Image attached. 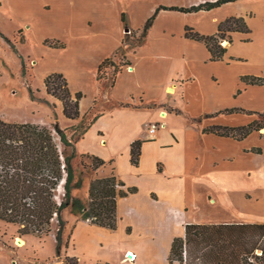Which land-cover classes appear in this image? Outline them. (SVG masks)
Here are the masks:
<instances>
[{
	"label": "crops",
	"instance_id": "0c3cea01",
	"mask_svg": "<svg viewBox=\"0 0 264 264\" xmlns=\"http://www.w3.org/2000/svg\"><path fill=\"white\" fill-rule=\"evenodd\" d=\"M205 1L215 0L23 3L28 16L33 5L48 26H52L50 19L57 22L55 33L49 35L65 43L64 47L42 45L61 59L53 72L66 77L72 93L83 92L79 118L89 119L93 113L98 114L75 143L76 152L106 161L95 170V176L113 171L124 183L123 188L136 187L135 192L117 199L118 221L124 215H132L142 227H153L143 234L163 254L165 264L172 239L182 236L185 224L190 223L189 215L183 216L186 208H223L225 212H232L233 208L264 209V172L257 173L256 169V157L263 153L251 151L253 147L264 149V127L242 139L203 131L211 125H246L256 115L246 110L264 111V85L247 84L240 78H264V0H234L195 12L162 8L139 45L125 40V34L139 33L160 6L189 7ZM230 16L244 17L250 31L232 32V42L226 41L227 51L221 60L211 59L204 42L185 36L187 26L201 34H215L219 23ZM119 49L125 64L116 73L113 85L101 87L97 67ZM70 51L73 62L69 68L63 63V55ZM86 77L93 85L91 91L80 84ZM120 102L128 105L121 106ZM55 103V115L60 122L64 117L62 104ZM232 108L244 109V116L239 111L222 112ZM68 120L74 123L76 119ZM152 123L158 124L154 135L147 132ZM137 139L142 144L138 163L133 164L130 145ZM260 162V170H264V158ZM221 222L254 220L229 218ZM78 224L104 235L118 228V222L112 230L80 221L74 229ZM125 231L131 234L133 225L128 223ZM164 238L167 244L161 252L158 247ZM128 252L135 255L131 262L136 264L140 250L126 247L123 262L130 261L126 259ZM72 256L79 262L76 255ZM98 264L111 263L104 260Z\"/></svg>",
	"mask_w": 264,
	"mask_h": 264
},
{
	"label": "trees",
	"instance_id": "16d2710c",
	"mask_svg": "<svg viewBox=\"0 0 264 264\" xmlns=\"http://www.w3.org/2000/svg\"><path fill=\"white\" fill-rule=\"evenodd\" d=\"M234 0L205 1L189 7L171 6L158 7L139 30V38L133 46L139 45L159 9L168 8L183 12L209 10L223 3ZM124 20V17H123ZM234 31L249 32L244 17L230 16L219 23L215 34L205 35L192 27H185V36L205 43L212 60L223 59L227 47L223 40L232 42ZM22 33V29L18 30ZM10 48L17 52L14 43L0 32ZM126 40V39H125ZM24 35L19 36V42H24ZM49 46L64 47L65 43L58 39H45ZM122 64L117 63L113 56L104 58L97 67L99 85L106 79L107 69L113 68V79L120 71ZM241 81L247 84L264 85V78L256 75H242ZM45 90L62 103V113L67 119L80 117L79 101L83 92L72 93L66 77L61 72H52L45 76ZM102 89L100 90V94ZM127 106V103H118ZM93 109L89 110L92 113ZM245 111L242 108L225 109L222 112ZM256 113L261 120H253L246 125L226 126L211 125L203 128L204 132L232 136L242 139L254 130L264 127V111ZM98 114H92L86 122L78 125L75 134L66 135L64 129L57 123L53 127L59 134L62 148L56 144L52 130L34 122H8L0 118V221L18 226L20 235L42 237L54 233L55 251L60 252L63 231L66 220L63 210L91 224L116 229L117 199L135 192L136 187L123 188L124 183L112 171L108 175L97 176L89 181L87 202L73 195V189L83 185L82 174H77L73 160L77 155L75 143L88 130ZM86 117H82V120ZM142 140H134L130 145L131 162L139 160ZM251 151L262 153L260 147ZM91 159V166L96 170L106 161L93 154H81ZM81 156V157H82ZM85 167L86 164L81 162ZM111 163V161L109 162ZM63 187L60 200L57 199L59 187ZM264 233V223L256 222H217V223H186L184 234L172 239L168 253V262L180 264H264V245L259 244V237ZM261 249L260 254L255 251ZM67 264H79L75 256H65Z\"/></svg>",
	"mask_w": 264,
	"mask_h": 264
},
{
	"label": "rangeland",
	"instance_id": "374dc122",
	"mask_svg": "<svg viewBox=\"0 0 264 264\" xmlns=\"http://www.w3.org/2000/svg\"><path fill=\"white\" fill-rule=\"evenodd\" d=\"M23 3L25 0H0V32L14 43L17 50L14 52L0 35V118L8 122H34L46 125L52 130L58 147L62 148L59 134L53 127L54 123L57 122L66 135L71 137L75 134L76 127L83 121H88V118L83 120L76 118L74 123L65 117L61 118L60 122L58 121L55 115L57 109L55 101L59 103L61 101L47 94L43 80L46 75L59 67L61 59L45 50L42 45L49 46L44 41L45 39H57L49 35V33H55L58 28L57 22L50 19L52 26H48V22L46 24V21H43V16L34 9L33 5L30 8V16H28ZM19 29H22V33H18ZM22 34L25 41L19 42V36ZM138 38L139 33L135 31L125 34L126 41H129L131 45L136 43ZM226 41L223 40L222 44H227ZM71 53L70 51L63 55V63L69 68L73 62ZM113 59L119 64H125L126 59L122 49L117 51ZM112 79L113 68H109L106 79L101 80L100 86L105 84L109 86ZM79 82L80 79H77L76 83ZM80 84L87 91L93 88L87 77ZM52 99L54 101H51ZM240 116H244V112H241ZM255 119L260 121L261 117L255 115ZM262 153L261 156L256 157L257 173L264 172L260 170L264 149ZM81 156L78 152L73 165L76 173L82 174L84 182L81 188L73 189L72 193L87 202L89 181L97 177L95 176L97 172L92 169L91 159ZM81 162L86 166L84 167ZM107 168L110 169V166L107 165ZM57 194V199L60 200L63 194L62 186L59 187ZM188 209L186 208L183 216L189 215L187 219L190 222L217 223L229 218H238L240 221L254 220L256 223H264V209L251 211L249 208H233L232 212L222 211L223 208ZM62 214L66 224L59 253L55 251L54 233L42 237L29 234L20 235L17 225L0 221V264H67L65 256L73 254L79 258L80 264H98V261L104 260L111 264H133L131 261L121 260L128 246H134L141 252L136 264H165L163 254L158 253L150 237L143 234V231L147 232L150 228L142 227L132 215L122 216L118 221L117 230L104 235L85 225L78 224L74 229L80 221L90 222L74 216L68 208H65ZM128 223L133 225L131 234L125 231ZM259 244L264 245V233L259 237ZM255 252L260 254L261 249L258 248ZM167 264L170 263L167 262Z\"/></svg>",
	"mask_w": 264,
	"mask_h": 264
},
{
	"label": "built area",
	"instance_id": "2783aa9c",
	"mask_svg": "<svg viewBox=\"0 0 264 264\" xmlns=\"http://www.w3.org/2000/svg\"><path fill=\"white\" fill-rule=\"evenodd\" d=\"M157 129H158V124H157V123H152V124H150V125L148 126V128H147V132H148V134H150V135H154L155 132L157 131ZM129 253H131V252H128V253L126 254V259H127V260L130 259V258H129ZM130 256L132 257V259H131L130 261H133V260L135 259V255H134V254H131ZM128 258H129V259H128Z\"/></svg>",
	"mask_w": 264,
	"mask_h": 264
},
{
	"label": "bare ground",
	"instance_id": "6f19581e",
	"mask_svg": "<svg viewBox=\"0 0 264 264\" xmlns=\"http://www.w3.org/2000/svg\"><path fill=\"white\" fill-rule=\"evenodd\" d=\"M223 44H225V43H223ZM167 244V241H166V238H164V241L162 242V243H160V245H159V251H163V248H164V246ZM129 254H131V253H129ZM129 257H130V259H132V257L129 255Z\"/></svg>",
	"mask_w": 264,
	"mask_h": 264
},
{
	"label": "water",
	"instance_id": "95a60500",
	"mask_svg": "<svg viewBox=\"0 0 264 264\" xmlns=\"http://www.w3.org/2000/svg\"><path fill=\"white\" fill-rule=\"evenodd\" d=\"M125 31H128V29H126ZM129 255H131V254H129Z\"/></svg>",
	"mask_w": 264,
	"mask_h": 264
}]
</instances>
